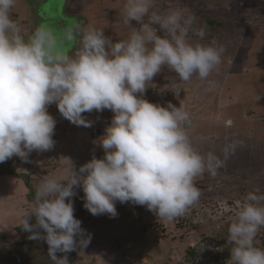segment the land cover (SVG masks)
Wrapping results in <instances>:
<instances>
[{
	"label": "clouds",
	"instance_id": "9594fccd",
	"mask_svg": "<svg viewBox=\"0 0 264 264\" xmlns=\"http://www.w3.org/2000/svg\"><path fill=\"white\" fill-rule=\"evenodd\" d=\"M16 4L0 0V163L13 156L27 161L33 151L53 149L56 121L47 111L53 103L76 126H92L83 113H114L98 141L102 159L93 156L78 171L68 160L67 175H48L38 184L32 207L20 220L28 238L47 243L53 264H69L67 253L87 247L91 234L73 214L75 187H82L83 206L93 216L115 217L117 201L145 206L169 222L183 216L201 195L194 179L204 173L216 176L240 142L226 144L223 159L213 152L201 154L186 131V110L141 97L162 68L184 82L194 75L207 79L225 48L192 40H203L205 27L180 9L153 10L154 0H124L120 22L129 29L124 40L113 42L103 28L79 22L59 32L42 24L25 39L11 18ZM262 227L264 193L255 189L236 202L226 264H264V249L254 243ZM58 252L65 255L57 257Z\"/></svg>",
	"mask_w": 264,
	"mask_h": 264
},
{
	"label": "rangeland",
	"instance_id": "374dc122",
	"mask_svg": "<svg viewBox=\"0 0 264 264\" xmlns=\"http://www.w3.org/2000/svg\"><path fill=\"white\" fill-rule=\"evenodd\" d=\"M123 3L17 0L11 18L20 24L25 39L36 29L35 21L42 19L40 25L57 32L71 22L103 28L104 35L116 42L129 35V29L120 22ZM172 9L183 10L195 18L196 26L205 27L203 40L194 36L192 40L203 44L215 41L225 52L218 69L204 80L194 75L184 82L162 68L141 98L164 107L170 102L186 110L190 114L186 131L201 154L213 152L223 159L226 144L234 140L240 143L216 176L204 173L194 179L201 193L198 202L171 222L159 219L145 206L119 201L115 202V217L93 216L83 206L82 187H75L71 198L74 217L81 221L85 234H91L87 247L80 248L76 264H226L231 247L226 239L236 202L255 189L264 193V0H154L153 10ZM36 12L40 18L34 16ZM132 26L139 27L135 21ZM47 111L56 121L53 149L33 151L27 161L13 156V171L20 178L0 176V248L20 241L15 228L32 207L22 178L30 177L35 191L44 177L67 175L68 160L78 171L93 156L104 157L98 141L113 112L83 113L92 124L84 127L66 122L55 103ZM226 120L230 126L225 125ZM254 243L264 249V227ZM190 250L195 254L186 259ZM15 260L19 261L7 252L0 253V264H16Z\"/></svg>",
	"mask_w": 264,
	"mask_h": 264
},
{
	"label": "trees",
	"instance_id": "16d2710c",
	"mask_svg": "<svg viewBox=\"0 0 264 264\" xmlns=\"http://www.w3.org/2000/svg\"><path fill=\"white\" fill-rule=\"evenodd\" d=\"M190 125V124H189ZM13 162L11 159L0 163V176H13L20 178L21 175L13 171ZM25 180V186L28 188L26 198L29 203L33 204V198L35 191L32 189V183L30 184V177L22 178ZM74 214V213H73ZM30 223H35V218H30ZM82 227V226H81ZM16 234L18 235L20 241L16 243H6L0 248V253H8L10 258L19 259L15 260L16 264H53V262L48 257V245L43 240H31L29 239V232L24 231L20 225L15 228ZM43 235V230H39ZM219 239V238H218ZM212 241V240H211ZM216 244V243H215ZM218 244V243H217ZM195 254L194 250H190L187 253V258L190 259L191 256ZM65 255L64 253H57V257ZM69 264H76L78 256L80 255V247L78 246L75 251L66 254Z\"/></svg>",
	"mask_w": 264,
	"mask_h": 264
},
{
	"label": "crops",
	"instance_id": "0c3cea01",
	"mask_svg": "<svg viewBox=\"0 0 264 264\" xmlns=\"http://www.w3.org/2000/svg\"><path fill=\"white\" fill-rule=\"evenodd\" d=\"M16 15L14 14V17H15ZM35 17H37V18H40V16H39V14L36 12V14L34 15ZM12 19H15V18H13L12 17ZM30 21H32L31 19H30ZM35 21V20H34ZM36 23L34 24V26H35V28L36 27H38V26H40V24H41V22H42V19H39V20H37V21H35ZM20 25V24H19ZM229 120H226L225 121V125H226V123L228 122ZM231 125V124H230ZM227 126V125H226Z\"/></svg>",
	"mask_w": 264,
	"mask_h": 264
},
{
	"label": "built area",
	"instance_id": "2783aa9c",
	"mask_svg": "<svg viewBox=\"0 0 264 264\" xmlns=\"http://www.w3.org/2000/svg\"><path fill=\"white\" fill-rule=\"evenodd\" d=\"M66 122H69V121L66 120ZM68 124H69V123H68ZM226 125L229 126V125H230V122L228 121V122L226 123ZM187 126H188V125H187ZM187 126H186V127H187Z\"/></svg>",
	"mask_w": 264,
	"mask_h": 264
}]
</instances>
